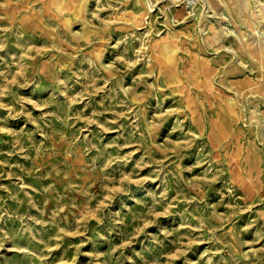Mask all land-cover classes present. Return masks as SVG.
<instances>
[{"label": "rangeland", "instance_id": "obj_1", "mask_svg": "<svg viewBox=\"0 0 264 264\" xmlns=\"http://www.w3.org/2000/svg\"><path fill=\"white\" fill-rule=\"evenodd\" d=\"M0 264H264V0H0Z\"/></svg>", "mask_w": 264, "mask_h": 264}]
</instances>
